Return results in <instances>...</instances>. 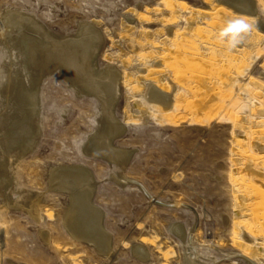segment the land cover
<instances>
[{
  "label": "rangeland",
  "instance_id": "rangeland-1",
  "mask_svg": "<svg viewBox=\"0 0 264 264\" xmlns=\"http://www.w3.org/2000/svg\"><path fill=\"white\" fill-rule=\"evenodd\" d=\"M251 1L262 40H253L256 48L248 54H236L222 35L233 21L216 16L233 9L221 0H0L6 133L14 135L23 119L20 83L31 89L39 79L26 49H12L6 39L2 19L19 13L58 39L78 37L90 26L102 35L94 62L97 73L108 72L110 64L121 70L113 111L126 125L112 146L131 155L125 166L87 155L85 146L105 118L102 102L82 95L80 81L68 73L42 78L36 147L23 155L2 149L0 141V174L6 170L10 181L0 190V264H188L184 240L199 263L251 264L239 257L246 253L236 244L234 218L237 195L259 190L257 180L264 176V0ZM194 18L196 32L187 28ZM144 32L156 33L154 40ZM112 48L119 49L121 63L105 58ZM132 67V81H152L164 97L147 120L129 111L141 102L138 83L133 93L126 88L125 72ZM74 165L90 169L96 180L92 200L111 237L108 256L66 228L71 198L53 190L51 178ZM255 203L247 206L259 226L264 200ZM35 204L39 218L30 213ZM241 224L247 244H264V229ZM137 246L146 250L147 261L138 257Z\"/></svg>",
  "mask_w": 264,
  "mask_h": 264
},
{
  "label": "bare ground",
  "instance_id": "bare-ground-1",
  "mask_svg": "<svg viewBox=\"0 0 264 264\" xmlns=\"http://www.w3.org/2000/svg\"><path fill=\"white\" fill-rule=\"evenodd\" d=\"M221 2L225 7L233 9L234 12L227 8H222L217 12L216 16L233 22L241 20L249 26L245 30L234 29L231 33L225 35L229 41L228 49H232L236 54H248L256 48L253 40H262V35L255 28L256 24H260L258 19L254 18L257 12L256 5L251 0H221ZM165 3L166 1L164 5ZM2 20L6 27V39L10 42L11 48L26 49L33 67L39 71V79L33 88H28L25 82L20 83L18 101L22 102L23 119L20 124H17L14 135L9 136L5 129L2 128L3 119L0 115V141H2V149L8 152L18 150L23 155L34 150L39 139V130L35 125L40 107L38 83L42 78L58 71L68 73L78 79L82 85V95L96 98L104 106L105 118L98 133L86 144L84 149L86 154L98 159H105L110 164L116 163L118 166H125L131 156L130 153L112 146V141L124 134L126 129V125L117 119L113 111L120 96L119 72L121 70L119 71L115 65L110 64L108 72L97 73V65L94 60L102 45V35L91 26L90 28L86 26L87 29H84L83 33L78 37L58 39L53 37V35H49L43 28H39L40 26H37L36 23V25H32L34 21L30 20V18H25L22 14L11 13ZM194 20L195 18L187 20V28L190 31L196 32L200 28L197 27L196 30L193 23ZM12 26H16V28L14 29L13 27L11 30ZM126 32L129 34L132 32V29ZM222 33H225V31L222 30ZM153 35L144 32L145 39L154 40L156 33ZM236 41L239 42L236 43ZM237 47L244 48L245 50L238 51ZM234 54H230L229 57H233ZM236 56L238 60H242L240 55ZM105 58L121 63L118 60L119 49L116 48L108 50ZM148 68H151V64L149 63ZM134 72L135 69L133 67L131 72H125L128 81L126 88L127 91L133 93V85L134 83H138L141 92L134 94L138 97L136 101L141 102H136L134 106L130 105L129 111L133 117L137 116L143 120H147L157 115L158 110L155 108V105H162L164 97L159 94L161 90L155 87L154 82L143 79H135V82L132 81L131 78L134 77ZM142 101L148 104V108L143 105ZM6 174V170L5 173L0 174V190H3L6 184L10 182ZM259 177H261V180H257L260 186L259 190H252L250 194H238L237 201L235 199L236 209L234 218L236 230L238 231L236 244L238 248L246 253L239 255V257L241 256L251 264H262L260 257L264 258V244H259L256 239L253 240L255 241V245L251 246L247 244L244 241L245 236L242 237L239 233V225L241 223L244 225L245 223L252 227L254 225L258 226L260 222L254 214V209H249L247 206L252 207V205L256 204L255 200L259 198L264 200V176L260 174ZM51 184L53 190L68 195L71 198V207L66 215V228L68 231L77 240L87 241L94 245L99 252L108 256L111 247V237L103 227V213L95 206L92 200L96 180L91 174V170L83 165L60 168L52 175ZM251 200H254V203ZM248 202L253 204L250 205ZM35 206L36 204L30 213L35 218H39ZM255 228L264 229V223ZM176 231L180 232L181 235L184 233V230L182 231L180 227L176 228ZM252 238L254 237L252 236ZM184 243L187 249V263L202 264L197 261L194 248L185 240ZM135 252L143 261L148 260V254L143 247L137 246ZM228 256H234V254Z\"/></svg>",
  "mask_w": 264,
  "mask_h": 264
},
{
  "label": "clouds",
  "instance_id": "clouds-1",
  "mask_svg": "<svg viewBox=\"0 0 264 264\" xmlns=\"http://www.w3.org/2000/svg\"><path fill=\"white\" fill-rule=\"evenodd\" d=\"M249 26L247 24H245L243 21L241 20H237L233 23H231L229 25V28L225 31V33H222V35H227L228 33H231L234 29L237 30H245L247 29ZM239 41H236V43H238Z\"/></svg>",
  "mask_w": 264,
  "mask_h": 264
}]
</instances>
